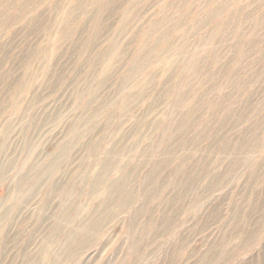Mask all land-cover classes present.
<instances>
[{
  "label": "rangeland",
  "instance_id": "obj_1",
  "mask_svg": "<svg viewBox=\"0 0 264 264\" xmlns=\"http://www.w3.org/2000/svg\"><path fill=\"white\" fill-rule=\"evenodd\" d=\"M0 264H264V0H0Z\"/></svg>",
  "mask_w": 264,
  "mask_h": 264
},
{
  "label": "bare ground",
  "instance_id": "obj_2",
  "mask_svg": "<svg viewBox=\"0 0 264 264\" xmlns=\"http://www.w3.org/2000/svg\"><path fill=\"white\" fill-rule=\"evenodd\" d=\"M33 141V140H32Z\"/></svg>",
  "mask_w": 264,
  "mask_h": 264
}]
</instances>
